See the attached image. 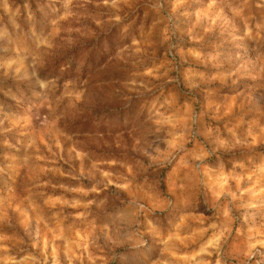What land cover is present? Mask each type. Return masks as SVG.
<instances>
[{"label":"rangeland","instance_id":"1","mask_svg":"<svg viewBox=\"0 0 264 264\" xmlns=\"http://www.w3.org/2000/svg\"><path fill=\"white\" fill-rule=\"evenodd\" d=\"M33 2L0 0V264H264V0Z\"/></svg>","mask_w":264,"mask_h":264},{"label":"trees","instance_id":"2","mask_svg":"<svg viewBox=\"0 0 264 264\" xmlns=\"http://www.w3.org/2000/svg\"><path fill=\"white\" fill-rule=\"evenodd\" d=\"M30 4L31 7H34V0H26ZM65 36V35H64ZM88 48V45L86 47H83L81 43L72 44L71 47L64 53H59L55 56L50 57L48 61H46L45 68L41 71L43 74H47L52 78L55 75H58V73L63 70L62 77H71L76 74L85 76L88 74L90 70L94 68L95 59L97 55L99 56V60H103L105 57V54L103 51L99 52H90L87 55H85L83 58L80 57L81 52ZM113 117V115L108 116ZM103 119V116H101L100 110L95 112V118H85L80 121L74 122L70 126V132L75 131L77 128L80 129L82 132H85L90 127V123L95 119ZM118 119L122 121L124 119V116H119Z\"/></svg>","mask_w":264,"mask_h":264}]
</instances>
